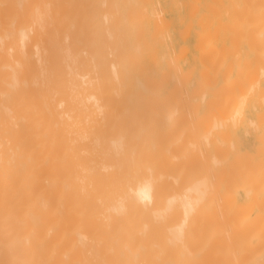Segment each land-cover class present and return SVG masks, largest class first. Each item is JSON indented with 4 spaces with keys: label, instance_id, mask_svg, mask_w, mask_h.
I'll use <instances>...</instances> for the list:
<instances>
[{
    "label": "bare ground",
    "instance_id": "6f19581e",
    "mask_svg": "<svg viewBox=\"0 0 264 264\" xmlns=\"http://www.w3.org/2000/svg\"><path fill=\"white\" fill-rule=\"evenodd\" d=\"M135 2L136 1H134V0H119V1L118 0H102V1L99 0V1H97L96 4H98L102 7V10H101L102 12L95 14L94 9H93V7H95L94 3H92V1H90V0H82V1L80 0L79 2H78V0H0V264H181L182 263L181 259L184 256L183 254L177 256L174 260L173 259L170 260L169 256H167L168 257V258L166 257L167 261H165L167 263H163L164 258H162V257L165 255V253L167 254V252H162V250L164 249V245L162 243H158L159 247L161 246L160 244L163 245L161 248H158L156 245H154L157 247V249H155V250L160 249V253L164 254L162 256H160V255L158 256L159 250L155 251L153 248V244L156 242H154L152 244V241H154L155 239H153L152 236L150 237L151 232L153 231L152 230V224H153V222L155 223V221H152V220H157L158 222H160V220H162V218H163V214H164V217L166 214H168L166 210H168L169 208H172L173 206H177L179 208L178 209L176 207L177 210H180V212L182 214V216L180 215V217L182 219H180L181 221L179 223L177 222L178 223L177 225L166 230L167 234L166 233L165 234L167 235V242H168V243L167 242L166 243L169 245L166 244L165 246H167V248H168V246L172 245V246H170V248L172 247V250H173V246H174V248L176 247L177 250L180 249L182 251L184 249L183 251H186L185 250L186 247H189V245H188L189 242L186 239V237L188 235L187 232L189 231V230L188 231L186 230V228H188L187 226L189 224L188 221L191 220L193 217L195 218L196 213L198 214L199 208L204 204V202L207 200L208 196H210V195L213 196L212 195L213 192L211 191L212 194L209 192V189L211 187L209 185L210 182L207 183L208 180L205 181V180L200 179V181H199V179H198V181L192 182V184L193 183L194 184L193 185L191 184L192 186H189L190 188L189 189L187 188L188 190H186L180 196H177V195L174 196V194L176 192L173 195H172L173 192L171 194L169 193L171 196H174V197L173 198L170 197L171 199L170 200L168 199L169 202L167 201V203H168L167 206H169V208L166 207L167 208L166 210H162V211H165L166 213H163L159 210L154 211V209H153V212H152V209L150 210V207H151L150 206V203H151L150 200H152L156 205H157V203H159V200H158V202H155L154 198L152 199V197L154 196L153 195L154 194V192H153L154 188H153V180L150 177L151 174H149V172L145 171L150 176L142 178V175H140L141 172H139L137 170L138 167L140 166V162L138 164V161L140 159H142V157L138 158L137 155H135L133 152L147 151L146 149L143 150L145 147H148L145 145L151 144V146H152V143L150 140H148V138H146V137H148V134L142 133V135H141V132H144V130L140 131L141 126H137L136 123H133L132 125L136 124L135 126H137V127L134 128V126H132L133 128L132 129L129 128V129L131 131L134 129L135 134L137 133V135H132V133H131V135L129 133L128 134L125 133L126 132L125 130L127 129V128H125V123L128 120H130V122H131L132 118H131L130 113L133 111H134L133 114L131 113L132 117H133V115H136L137 112H138L137 113L138 115H140V114L143 115L142 113L139 114L138 99H140V100H141V98H142V100H143V98H152L153 99L157 95L161 96L164 93L165 88L164 87L163 88L158 87L159 86V84H158V80H159L158 79V71H159L160 67H158V64H157V59H156L157 57L153 56V62L151 64H147L145 62L144 51L140 47V42L142 40H146L147 26H148V25L146 26V23H148L150 18L148 15H141L145 9L142 8L143 11L138 12V11H140L139 10L140 7H139V9H137ZM145 2L146 1H144V3ZM195 2H197V1H194V3ZM212 2L215 3L214 0ZM171 3H173V2L171 1ZM188 3H190V2H188ZM216 3H217L216 5L218 6V9L214 7L215 4H214V6H212L211 4H209V5L207 4L208 6L205 5V8L209 7L208 11L212 9L211 7H214L216 9V11H215V9L213 8L211 10V12L209 11L208 13H212L211 15H214V16L216 15L215 13H218V19H216L215 21L218 22V32H221L222 35L223 34L225 35L224 31L226 30V28L228 30V28L231 27V29H229L228 31H233L232 28L234 26L232 27V25L235 24V26H237L236 23H238V21L241 24V22L246 20V17H248V19L250 17L251 20H253L254 17H257L258 19H261V20H259L261 23H262V21H264V0H218ZM92 4H93V6H92ZM178 4H180V3H178ZM188 5H191V4H188ZM191 6H193V4ZM199 6L201 7V5H199ZM159 7H160V5H159ZM180 7H181V5L178 6L179 9H180ZM193 7L191 9H193ZM152 8H154V7H152ZM161 9H160V11H161ZM169 9H170V7H169ZM206 9H205V11H206ZM96 10H99V9L96 8L95 11ZM188 10H187L188 13L191 12L190 8H188ZM195 10L196 9H194V12H195ZM158 11H159V8H158ZM96 12H98V11H96ZM145 12H146V10H145ZM213 12H215V13L213 14ZM151 13H153V12H151ZM178 13H179V11H178ZM191 13H193V12H191ZM191 13H189V14L191 15ZM143 14H146V13L143 12ZM160 15H161V17H163L162 14H159L158 16L160 17ZM190 15H188V16L190 17ZM192 15H191V17H192ZM158 16H156V14H155V17L158 18ZM214 16H212V17H214ZM207 17H208V15H207ZM212 17H210V18L212 19ZM215 17H217V15ZM237 17H240V18L235 20V18H237ZM199 18H202V17H199ZM242 18H245V19L243 20ZM158 19L156 21L154 20L153 23L156 24V22H157V25H155V27L159 25L158 30H160L161 25L158 24V23H160L158 21ZM250 19L246 20L247 22H245V23H248L249 21H251ZM197 20L198 19H196V21ZM204 20H207V19H204ZM256 20H253V24L257 23L258 20L257 21ZM164 21H162V22L163 23L167 22V21L166 22H164ZM183 21H184V19H183ZM212 21H214V18ZM179 22H182V21L179 20ZM187 22L185 24L189 25L190 23L187 24ZM189 22H190V20H189ZM198 22H200V21L198 20ZM231 22H232V24H231ZM260 22L255 24V25H257L254 28L255 30H253L254 26L251 27V29L254 31V33L249 32V30L246 31V32H249L250 34H252L254 39L257 38L256 33L259 30L258 27L262 26V28H263L264 23L261 24ZM239 23H238V26H239ZM251 23H252V21H251ZM210 24H212V22ZM225 24H227V25L231 24V26L229 25L227 27ZM166 25L167 24L164 25L165 28H167ZM223 25H225L226 28H224ZM187 27L185 26L184 28L186 29ZM162 28H163V25H162ZM184 28H183V31L185 30ZM214 28H216V26L213 27V31H215ZM220 29L223 30V33H222V31H220ZM235 29L236 28H234V31H233V33L235 35H233L232 38L229 37V41H233L235 39L234 42L229 43L230 45L231 44L233 45L234 53H233L232 49H230V47H229V48L225 49V54L227 52L228 53L230 52L227 50V49H229L235 55V51L237 50V47H235V46L237 44H239L237 42V40L239 41V37H238L239 34L241 37L247 35V34L246 35L244 34L242 36V33L245 32L244 31L241 33V31H243L242 28H241L242 30L241 29L237 30L238 32H236ZM155 30H154L155 32H153L152 35H155V33L158 31L157 29H155ZM186 30L184 32L188 33V30L187 31ZM201 31H202V29H201ZM207 31L208 30H206V32ZM161 32H162V30L160 31V33ZM195 33H197V32H195ZM198 34L199 33H197V35ZM257 34H259V33H257ZM181 35H184V34H181ZM199 35H201V34H199ZM261 35H258V36L261 38ZM203 36L208 37L207 34H205ZM230 36H232V35H230ZM160 37L161 36H159V38ZM184 37H186V36H184ZM201 37H202V35H201ZM237 37H238V39H237ZM8 38H9V40H8ZM156 38H158V37H156ZM180 38H181V36H180ZM219 38H220V36H219ZM227 38L224 37V40ZM263 38H264V35H263ZM246 39H247L246 41L248 42V43H246L247 46L250 45V46L255 47L256 45L259 44L256 41V40H259L258 38L256 40H254V39L251 40L249 37L246 36ZM161 40H164V39L160 38L159 41H161ZM204 40L209 41V40H206L205 38H204ZM260 40H262V38ZM198 41H199L198 42L199 44L202 43V41L199 40V38H198ZM200 41H201V43H200ZM205 41H203V42L205 43ZM243 42H245V37H244ZM262 42H263V40H262ZM262 42H260V44H259L260 46L255 47V50L260 54H261V52H260L261 49L264 50V46H263L264 42L262 44L263 48H261ZM208 43L209 42H206L205 46L203 45L202 48H200V50L203 48H206L207 47L206 44H208ZM255 43H256V45H255ZM141 44H143V43L141 42ZM252 44H254V45H252ZM222 45L223 44H221V47H222ZM144 46H145V43H144ZM144 46H143V48H146ZM208 46H209V44H208ZM250 46H248V47H250ZM166 47H165V49H166ZM198 47H200V46H198ZM234 47H235V50H234ZM222 48H221V50H222ZM208 49H210V48H208ZM218 50L220 52H222L220 55H222L224 53V50L221 51L220 48ZM226 50H227V52H226ZM180 51L181 50L179 49V52ZM219 51H218V55H219ZM237 52H239L238 54H240L241 51L238 50ZM244 52H246V51H244ZM185 53H186V51H185ZM232 53H229V54L233 55ZM203 54H205V53L203 52ZM260 54H259V56H260ZM245 56H246V53H245ZM262 56H263V53H262ZM225 57H227V56H225ZM236 57H238V56H235V58ZM239 57H240V55H239ZM204 58H206L205 55H204ZM210 58L208 57V59H210ZM221 58L223 59L224 57L221 56ZM221 58H219V56H218V59H221ZM259 58L260 57H258V59H257L254 56L255 61L258 60L257 61L258 63L254 62V67L252 69L253 72H249V70H248L249 74L247 72H245L244 77L246 79H244L243 82H245L246 85L243 82L240 83V81L235 78L236 83L239 82V85L242 84L238 88H240L242 90L243 87H241V86H244V88L246 89L245 91H244V89L242 90L244 92L242 93L243 98H242V101L240 102L241 105H239L240 103L237 104L238 105L237 107H240V112L238 114L236 113L237 118H238L237 124H238L239 119L243 118L245 106L247 105L248 102L251 103V98L253 95H255V92L259 93L261 96L260 95H258V96H260L261 98L264 95L263 94L264 91L263 92L261 91L260 85L258 84V81H256L254 83V86L251 85V88L249 87L250 85L247 84V83H249L248 81L250 79L256 80V78H253V77L258 76L257 67H258V65L260 66L261 64L264 63V62L260 63V62H262L261 61L262 59L260 58L261 59L260 60ZM161 59L163 60L162 57H161ZM238 59H240V58H238ZM238 59H236V62ZM203 60H200V64L204 65V63H201V61H203ZM231 60H232V58H231ZM204 61H206V60H204ZM208 61L209 60H207L208 65L205 66L206 65L205 64L204 68H206L210 65V61L209 62ZM250 61L251 60H249L248 61L249 63H247L245 60H243L242 64H244V65H243L242 69L241 68L238 69V71H240L239 73L243 74V71H244L243 68H246L248 66L250 67ZM215 62H214V64H215ZM236 62L233 60H232V62H228V64H223L220 62V65H219V60H218V64H216V66L213 65V62H212L208 71H210L212 69V67L215 66L216 68L213 67V69L215 68V70L214 71H213V69L211 70V72L213 71L211 73L213 75L216 72L215 78L218 77V71L220 70L219 72H221V73L223 72V74H225L226 76H228L231 79L232 77L229 76V74H231L234 70L237 71L236 65L238 62L237 63ZM255 65H257V67ZM261 66H262V69H264V64ZM261 66H260V69H261ZM201 67H202V65H201ZM179 68H181V67H179ZM217 68H219L218 71H216ZM202 71L200 70V72H201L200 77L204 78L207 75L202 76V74L204 75L208 71L205 73H202ZM178 72L181 73V70ZM260 72H264V70H261ZM186 73L187 74H185V76L187 75V78H188L189 72L187 71ZM252 73H255V74H252ZM160 74H161L160 75L161 78L163 76V82H164V79L166 80L168 74L166 73L167 76L165 74L163 75L162 72ZM223 74L221 76H224ZM235 74H237L236 76H242L241 74L239 75L238 72H236ZM246 74H248L250 78L248 77V75L246 77ZM250 74H252L253 77L250 76ZM262 74H264V73H261V75H260L261 77H262ZM213 75H212V77H213ZM219 75H220V73H219ZM255 75H257V76H255ZM181 76L179 75L180 81H181ZM226 76H225V79H226ZM209 77L210 76H207V78L210 80ZM183 78H184V76H183ZM229 78H227V79H229ZM238 78H241V77H238ZM171 79H172L171 81L174 82L172 77H171ZM184 79L186 80V78H184ZM189 79H190V77H189ZM222 79H224V77ZM257 79L260 82L259 77ZM167 80H168V78H167ZM185 80L182 82L188 83V80H186L187 82H185ZM212 80H213V78H212ZM159 81H162V80H159ZM175 81H177V79ZM225 81H224V83H225ZM199 82L200 81H198L197 83H199ZM205 82H206V80H205ZM210 82H211V80H210ZM213 82H211L212 85H213ZM250 82H251V80H250ZM165 83H164V85H165ZM222 83H223V80H222ZM263 83H264V79H263ZM182 84H180V85H182ZM200 85L201 84H199V86ZM206 85H208V84L206 83ZM206 85H203V87L205 88ZM210 85H208V86H210ZM230 85L231 84H229L227 86H230ZM166 86H168V85H166ZM225 86H226V84L224 85V87ZM182 87H183V91H186V90H184L185 89L184 86H182ZM211 87L210 88L213 90V86H211ZM224 87H223V89H225ZM247 87H248V89H247ZM173 88L177 89L178 86L175 87V85H174ZM216 88H218V87H216ZM195 89H197V88H195ZM201 89H200V91H201ZM228 89H230V87ZM259 89H260V92L262 94L258 91ZM181 90L178 88V91L181 92ZM173 91L175 92V90H173ZM191 91L192 90H190V92ZM215 91H216V89H215ZM170 92H172V88H171ZM174 92H172L171 94H173ZM199 92H197V94ZM211 92L212 91H210V93ZM218 92H219V90H218ZM175 93H177V92H175ZM191 93H193V91ZM191 93H190V95H191ZM194 93H195V90H194ZM222 93H221V95H222ZM231 93H233V92H231ZM174 94H173V96H175ZM211 94H214V92ZM242 95L240 97H242ZM197 96H200V95H197ZM204 96H203V98H204ZM165 97H167V96H165ZM260 97L256 96V98L254 99L255 101L253 103L260 102V101L263 102L264 100H262V99L264 97L262 99ZM226 98H222V99H226ZM229 98H230V96H229ZM257 98H259L261 100L259 101ZM128 99H130V100H128ZM131 99H133V100H131ZM175 99H177V98H175ZM171 100H173V99H171ZM186 100L188 102L187 98H186ZM201 100H203L202 95H201ZM147 101H148V99H147ZM144 102H145V100H144ZM144 102H142V103H144ZM151 102H153V101H150V103ZM158 102H159V100H158ZM171 102L172 101H170V104L168 102V104H167L168 106H166V108L163 104H161V105H163V106H161V111H163L162 107L164 108V111L167 110V107L169 108V105H171ZM150 103H146V102L144 103L146 106V109L148 108L147 104H150ZM197 103H196V105H197ZM201 103H203V102L201 101ZM233 103H234V101H233ZM172 105H174V104H172ZM211 105H212V103H211ZM254 105L257 106L256 103ZM258 106H259V104H258ZM128 107H129V110H127V111H131V112L130 113L127 111L124 112V110H126ZM157 107H160V104H159V106H156V107L153 106L151 113H153L154 110H156V112H157ZM174 107L175 106H173V108ZM214 107H216V106L214 105ZM146 109H144V110H146ZM184 109H186V108H184ZM190 109H192V108H190ZM208 109H209V107H208ZM252 109H254V108L252 107ZM168 110H170V108ZM193 110H195V109L193 108ZM211 110L212 109H209L210 112H211ZM214 110H215V108H214ZM158 111H160V109ZM217 111H219V110H217ZM126 112H127V114H126ZM140 112H143V111H140ZM163 112H162V114H164ZM123 113L126 114L125 115L126 118L124 117ZM128 113H129V115H128ZM261 113H260V116L256 114V117L259 118V119H257L258 122L264 121V118H263L264 116L261 115ZM122 114H123V116H122ZM236 114L234 115V117H236ZM158 115H159V113H158ZM120 116H121V118H120ZM136 116H134V117H136ZM162 116H164V115H162ZM202 116H200V117L202 118ZM206 116L211 117L210 113H209V116L208 115H206ZM218 116H219V114H218ZM220 116H221V114H220ZM127 117L131 118V119H127ZM149 117H151V114L149 115ZM184 117H186V115L181 117L180 119H182ZM187 117L189 119V116H187ZM210 117H209V119H211ZM221 117H223V116H221ZM136 118L138 120L141 119L140 117H136ZM126 119H127V121H126ZM144 119H146V121H147V117ZM203 119H205V118H203ZM244 119H246V118H244ZM177 120L178 119H176L175 121H177ZM195 120H196V118H195ZM213 120H214V118H213ZM234 120H236V119L234 118ZM234 120H232V121L235 122ZM241 120H243V119H241ZM241 120H240V122H241ZM142 121H143V119H142ZM148 121H151V120H148ZM154 121H155V119H154ZM202 121H204V120H202ZM122 122H124V123H122ZM157 122H160V120ZM157 122L155 124H157ZM165 122H166V119H165ZM183 122H185V121H183ZM206 122L208 124L210 121H206ZM200 123H201V121H200ZM200 123H198V124H200ZM222 123H223V121H222ZM120 124L122 125L121 127H120ZM155 124L154 123L150 124L149 128H151V129H153V127L156 128ZM174 124H176V122ZM177 124H179V123H177ZM207 124H204V126ZM219 124L220 123L218 121V125H216V124L212 125V126H214L212 129L216 130L218 127L220 128L221 126H219ZM248 124L250 125L249 127H255V130L257 129L256 123L254 121L250 120ZM195 126H196V124H195ZM195 126L193 128H195ZM197 126H199V125H197ZM242 126H243V124H242ZM142 127H144V126H142ZM172 128L173 127H171V129ZM179 128H182V127L180 126ZM203 128L204 127H202V129ZM143 129H147V128L144 127ZM171 129H170V131H171ZM172 130H174V128ZM146 131H148V130H146ZM181 131H182V129L179 130V133L177 132L179 134L177 136H180ZM193 131H191V132L193 133ZM157 132L160 133V131H158V130H157ZM195 132L196 131H194V133ZM226 132H227V130H226ZM170 133H172V132H170ZM192 133H190V134H192ZM245 133H247V131H245ZM126 134H127V136H130L129 139H127L125 137ZM133 134H134V132H133ZM143 135H145V138H143ZM161 135L164 136L163 133H161ZM181 135H183V134H181ZM222 135H224L223 131H222ZM131 136H133V137L131 138ZM159 136L160 135H158V137ZM191 136H193V135H191ZM208 136L209 135H207V137ZM150 137H152V136H150ZM158 137H157V140H158ZM193 137H195V135ZM175 139H176V137L173 140H175ZM183 139H185V136L183 137ZM183 139H182V142H183ZM153 140H154V137H153ZM195 141H196V139H195ZM258 141H260V139ZM160 142H161V140L159 141V143ZM162 142H164V141H162ZM162 142H161V144H162ZM204 142H207V141L204 140ZM167 143H169V142H167ZM198 143H199V141H198ZM216 143H217V141H216ZM205 144L208 146L207 143H205ZM229 144L231 146V143H229ZM217 145H218V143H217ZM158 146H157V149H158ZM140 147H141V150H139ZM153 147H155V146H153ZM188 147H190V145ZM191 147H190V149H191ZM219 147L221 149V146H219ZM192 148H194V147H192ZM159 149H161V148L159 147ZM170 150H171V148H170ZM229 150H230V148H229ZM193 151H194V149L192 150V154L194 155ZM230 151H232V150H230ZM149 152H150V150L147 151L146 154L149 157L151 155L150 160H152L151 158L154 157L153 155L155 153L153 152V155H152V154H149ZM173 152H175V151H173ZM214 152L216 153L217 151H214ZM178 153H180V152H178ZM201 154L203 155V153H201ZM261 154H262V152H261ZM261 154H259V155H261ZM133 155H134V157H133ZM143 155H145V154H143ZM147 155H146V157H148ZM157 155H158V153H157ZM163 155H161V156H163ZM138 156H142V154L138 155ZM161 156H160V158H161ZM217 156H218V154H216V158H217ZM220 156H221V154H220ZM243 156H242V158H244ZM146 157L143 158L142 160L146 159ZM166 157L168 159V155H166ZM190 157H191V155H190ZM205 157L207 158V156H205ZM248 157H250V156H248ZM148 158H147V160H148ZM172 158L174 160V156ZM218 159H219V157H218ZM170 160L172 161V159H170ZM181 160H183V159H181ZM258 160H259L258 161L259 163H262L260 159H258ZM160 161L162 162V160H160ZM174 161L176 162V160H174ZM168 162H165V163H168ZM194 162H195V167H196V164H197L196 160ZM213 162L215 164V167H217L216 165H218L220 163L222 164V162L219 163V161L214 160V159H213ZM141 163L143 164L142 161H141ZM180 163L177 162V164H179V166H180ZM192 163H193V161H192ZM192 163L188 162L189 165ZM211 163H212V161H211ZM157 164H159V162ZM214 164H212L213 167H214ZM254 164L256 165V163H254ZM167 166H166V168H167ZM245 166H247V165H245ZM252 166L254 167L253 164H252ZM174 167L176 168L177 165ZM180 167H182V165ZM195 167H194V169L196 170ZM197 167H198V164H197ZM228 167H230V166L228 165ZM125 168H128V169H125ZM140 168L141 167H139V169ZM158 168L160 169V166H158ZM203 169H204V167H203ZM167 170H169V167L167 168ZM136 171H137V174H136ZM140 171H144L143 168H141ZM161 171H162V169H161ZM172 171H174V169ZM186 171L189 172L187 170V168H186ZM186 171H184V172H186ZM192 171L189 173L192 174ZM204 171H206V169ZM245 172H243V173H245ZM151 173H153V172H151ZM154 173L156 174L155 171H154ZM175 173H177V172H175ZM207 173H209V172H207ZM231 173H232V171H231ZM234 173H235V175L233 173L232 174L234 176H236L240 172L237 174H236V172H234ZM263 173H262L261 177L259 176V178H264ZM141 174H143V173H141ZM186 174H187L186 177L188 178L189 177L188 173H186ZM193 174L195 176V173H193ZM240 174H242V172ZM253 174H254V171H253ZM192 175H190L188 180H190ZM136 176H137V178H136ZM140 176L142 179L139 178ZM154 176H157V175H154ZM234 176H233V178H235ZM237 177H238V175H237ZM155 178H157V177H155ZM155 178H153V179L155 180ZM159 178L161 180L162 176L159 177V175H158L157 179H159ZM184 178H185V175H184ZM243 178H245V175ZM165 179H163V180H165ZM191 179H193V178H191ZM251 179H253V177ZM171 180L169 179V181H171ZM186 180L184 179V182ZM242 180L243 179H241L240 181H242ZM137 181H139V182H137ZM159 181L157 180V182H159ZM177 181H178V179H177ZM177 181H176V183H177ZM165 182L166 181H163V182L160 181V183H162V184ZM174 182H172V183L174 184ZM212 182L215 183L214 181H212ZM263 182H264V179H262L261 184ZM155 183H156V180H155ZM167 183H168V181H167ZM179 183H182V181H180ZM228 183H227V185H228ZM237 183H239V181ZM237 183H235L233 186H237L238 185ZM256 183L259 184V182H256ZM231 184H233V183H231ZM261 184L258 185V188L256 186V188H254L253 190L261 189L260 188ZM185 185H186V183H185ZM241 185H242V183H241ZM154 186H155V184H154ZM169 186H171V185H169ZM173 186H175V188L180 187V185L178 183H177V186H176V184ZM233 186H232V188H234ZM262 186H264V183L262 184ZM155 188H156V186H155ZM235 189H236V187H235ZM165 190H166V194H167L169 189L167 190V188H166ZM157 191H159V190H157ZM160 191H162V190H160ZM215 191H214V193H215ZM230 191L228 190V192H230ZM255 192H258V190ZM216 194H217V192H216ZM251 194H252V192H248L245 195L246 200H248L250 198ZM162 195H159V196L162 197ZM252 196H254V195L252 194ZM223 197H224V195H223ZM229 197H231V195ZM163 199H164V197H163ZM220 199H222V198H220ZM253 199H255V198H253ZM209 200H211V199H209ZM261 200H264V198H261ZM226 201H227V199H226ZM256 203H255V205H256ZM160 204L161 203H159L158 205H160ZM252 205L250 204V206H252ZM262 205L263 204L261 203V206ZM214 206L212 208H214ZM261 206H258V207H261ZM151 208H153V207H151ZM263 208H264V206L262 207V209ZM218 209H219V207H218ZM260 211L262 212L263 210H260ZM237 213H238V211H237ZM208 214H207V216H208ZM222 214H223L222 216H224V212ZM239 214H241V213H238L237 216ZM178 215H177V217H178ZM243 215L245 216V214L242 213V215H239V218H237V219H239V220L243 219V218H241V217H244ZM255 216L253 219L257 220V216L259 217L260 214L257 215L256 217ZM170 217H171V214H170L169 218H167V217L166 218L172 219L173 217H175V215H173L172 218H170ZM198 217H202V216H198ZM225 217H226V215H225ZM165 219H164V221L167 220V219L166 220ZM175 219H177V218H175ZM209 219H211V218H209ZM219 219H221V218H219ZM227 219H229V218H227ZM234 219H235V217H234ZM253 219H252V222L254 221ZM239 220H237V222H239ZM141 221L145 222L143 227H142V224H141V226H139ZM222 221H223V219H222ZM225 221H226V219H225ZM166 222L168 223L170 221H166ZM206 222H208V221H206ZM211 222H212V220H211ZM252 222H250V223H252ZM209 223H210V221H209ZM220 223H221V221H219V224ZM222 223H224V221ZM207 224L208 223H206V225ZM215 224H213V225L216 226ZM224 224H226V222ZM162 225H160V226H162ZM172 225H174V223ZM206 225H205V227H207V228H209L211 226V225H209V227H208V225L207 226ZM221 225L222 224H220V227H221ZM236 225H238V224H236ZM168 226H170V225H168ZM192 226H194V225H192ZM192 226H191V228H192ZM214 226H212L211 229H213ZM154 227H156V226H154ZM164 227L166 228V224L164 225ZM228 227H227V229H228ZM191 228H189V229H191ZM207 228H204L205 230H203L202 233L204 235L206 230H207L205 235L208 234L210 236L211 230H209L210 228L209 229H207ZM258 228H261V227H258ZM258 228H256V229H258ZM161 229H162V227H160V230ZM234 229L236 230L238 228L235 227ZM213 230H215V229H213ZM156 231H158V230H155V232ZM191 231H193V229ZM195 231H196V229H195ZM162 232H163V230H162ZM164 232H165V229H164ZM222 233H224V230ZM224 234L227 235L226 233H224ZM237 234H239V233H237ZM247 235L249 236V234H247ZM160 236H161V234H160ZM188 237H189V235H188ZM200 237H198V238H200ZM230 237H232V236H230ZM237 237H238V235H237ZM237 237L235 239L241 240L239 237L238 238ZM207 238H209V237H207ZM220 238L222 239V242L225 239H227V237L225 239H224V237L223 238L220 237ZM229 239L231 241L232 238H229ZM262 239H264V238H262ZM186 240H187V242H186ZM203 240H204V245H205L206 240L204 238H203ZM156 241H158V240L156 239ZM160 241H158V242H160ZM192 241L195 242V245H196V243H197L196 240L195 241L192 240ZM192 241H190V242H192ZM200 241H201V239H200ZM230 241H229L230 244L227 243L228 246L231 245L232 241L231 242ZM243 241H244V239H243ZM262 242H261V244H262ZM259 243L260 242H258L256 245L255 244L254 245L258 246ZM195 245H193V246L195 247ZM198 245H200V244H198ZM190 246H191V244H190ZM231 246L233 247V242H232ZM221 247L219 246V249ZM232 247H231V249H236L238 246L236 248L235 247L232 248ZM167 248H165V249H167ZM176 248H175V250H176ZM196 248H198V246ZM212 248H214V247L212 246ZM229 248H230V246H229ZM187 249H189L188 251H191L190 247ZM168 250L170 251L169 248L167 249V251ZM201 250H202V248H201ZM214 250L219 252L218 246L216 247V249L214 248ZM188 251L186 253H188ZM224 251H223L222 255H224ZM155 252H158L157 257L155 256ZM203 252H205V251L203 250ZM230 252H231V250H230ZM178 253L180 254V252H177V254ZM186 253H184V254H186ZM233 253H234V251H233ZM188 254H186L187 257H188ZM203 254L205 256V253H203ZM203 254L201 253V255H203ZM168 255H170V254H168ZM201 255H200V257H201ZM229 255H230V253H229ZM243 255L248 256L247 254H243ZM243 255L241 254L239 256H243ZM251 255H255V254L251 253ZM251 255L249 254V257ZM204 256L201 257L202 258L201 261H200V259H198V261H197V259H195L196 257H194L193 259L192 258H186V259H188V263L190 261H193L192 262L193 264H195L194 259L197 261V263L198 262L202 263V260L203 261H210L206 258V256L205 257ZM235 256H237V255H235ZM170 257H172V256H170ZM191 257H192V255H191ZM231 257H232V255H231ZM238 257H235V258H238ZM203 258H206V260H204ZM221 258H223V257H221ZM250 258L253 259L252 257H250ZM168 259L170 261H168ZM190 259H192V260H190ZM214 259H216V258L214 257ZM241 259H243V257H241ZM159 260H160V263H159ZM172 260H173V262H172ZM218 261H219V259H218ZM235 261H236L235 259H234V261L232 259L231 262L233 263ZM239 261H237V262L239 263ZM259 261H261V260H259ZM185 262H186V260H185ZM208 263L211 264L212 262L210 261ZM221 263H222V261H221Z\"/></svg>",
    "mask_w": 264,
    "mask_h": 264
},
{
    "label": "rangeland",
    "instance_id": "374dc122",
    "mask_svg": "<svg viewBox=\"0 0 264 264\" xmlns=\"http://www.w3.org/2000/svg\"><path fill=\"white\" fill-rule=\"evenodd\" d=\"M80 0H78V2H79ZM82 1V0H81ZM90 1H92V3H94V6L96 7V8H98L99 10H96V11H98V12H96L95 11V7H93V9H94V13L96 14H98L99 12L101 13L102 11V7L100 6V5H98V4H96L97 3V1H99V0H90ZM102 1V0H101ZM119 1V0H118ZM134 1H136L135 2V5H136V7H137V9H139V7H140V11H138V12H141V11H143L142 10V8L143 9H145L146 10V12H145V10L143 11L144 13H146V14H143V12H142V14L141 15H148L149 16V18H150V20L148 21V23H146V26H147V34H146V40H142L141 42L143 43V44H141V42H140V47H141V49L144 51V56H145V62L147 63V64H151L152 62H153V56L155 57H157L156 59H157V64H158V67H160L159 68V71H158V79L159 80H162V81H159L158 80V84H159V86L158 87H164L165 89H164V93L161 95V96H155V98L157 99H155V98H143V100H142V98H141V100L140 99H138V102H139V104H138V108H139V114L140 113H142L143 115H138L137 113H136V115H133V117L134 116H136V117H140L141 119H137L136 117H132V114H133V112H131V111H127V110H129V107L126 109V110H124V112L125 111H127V112H131L130 113V115H131V118H132V120H131V122H130V120H128L127 121V119H131V118H128L127 117V119H126V123H125V128H127L125 131V133H129L130 135H131V133H132V135H137V133L135 134V130L133 129L132 131L129 129V128H133L132 126H134V128L135 127H137V126H141L140 128V131L141 130H144V132H141V135H142V133L143 134H148V137H146V138H148V140H150L151 141V143H152V146H151V144H148V145H145V146H148V147H145L143 150H147V151H149L150 150V152H149V154H152L153 155V152L155 153L152 157L153 158H151L152 160H150V157H151V155H150V157L146 154V152L147 151H138V152H133L135 155H137V157L139 158H141L142 157V159L143 158H145L146 157V155L149 157H146V159H144V160H142V159H140L142 162H143V164L141 163V161L139 160L138 161V164H139V162H140V166L139 167H141V168H143V170L144 171H140V169H139V167H138V171L139 172H141V173H143V174H141L140 173V175H142V178L143 177H149L150 175L149 174H151V178H152V180H153V192H154V196L152 197V199L154 198V200H155V202H158V200H159V203H161L160 205L162 206H160V205H158L159 203H157V205L152 201V200H150L151 201V203H150V206L151 207H153V208H151L150 206V210L152 209V212H153V209H154V211H157V210H159V211H161V212H163V213H166L165 211H162V210H166L167 208L166 207H168L169 208V206H167L168 205V203H167V201L169 202V200L171 199V198H173L174 196H180V195H182L186 190H188L190 187L189 186H192L193 184H192V182H196V181H198V179H199V181H200V179L201 180H205V181H207V183L208 182H210V189H209V192L212 194V192H213V196H211L210 194V196H208V198H207V200L204 202V204L199 208V211H198V214L196 213V215H195V218L193 217L191 220H189L188 221V228H186V230L188 231L187 233H188V235H189V237H188V235H187V237H186V239L188 240V242H189V247H190V249H191V251H188L189 249H187V248H189V247H186V251H181L180 249H178L177 250V248H176V250H175V248H174V246H173V250H172V247L170 248V246H172V245H170V246H168V248L170 249V251L168 250L167 251V246H165L168 242H167V231L166 230H168L169 228H171V227H173V226H175V225H177L181 220L180 219H182L181 217H180V215L182 216V214H181V212H180V210H177V206H171L172 208H169L168 210H166L167 211V213L168 214H166L165 215V217H164V214H163V218H162V220H160V222H158L157 220H152V221H155V223L153 222V224H152V232H151V235H150V237L152 236L153 237V239H155L154 241H152V244L154 243V242H156V243H154L153 244V248H154V250L155 249H157V247L158 248H161L163 245H164V249L162 250V252H167V254L165 253V255L162 253H160V249H158V250H155V251H158V252H155V256L157 257V253H158V256L160 255V256H162V255H164L162 258H164L163 259V263H167V262H165V261H167V256H169V259L171 260V259H175L177 256H179V255H181V254H183L184 256H183V258L181 259V261H182V263L181 264H189L190 262V264H193L192 262L193 261H190V260H192L194 257H196L195 259H197V261H198V259H200V261H201V257H203L204 256V254L203 253H205V256H206V258L208 259V260H210L213 264H231L232 262V259H233V261H234V259L236 260L235 262H233L234 264H262L263 262H264V239H262V238H264V208L262 209V207L264 206V200H261V198H264V186H262V184L264 183H262L261 184V182H262V179H264V178H259V176L261 177L262 176V173L264 172V121H262V122H258L257 121V119H259V118H257L256 117V114L257 115H259L260 116V113L262 112H264V101L263 102H261L260 100L264 97V95L262 96V98L260 97L261 95L259 94V93H257V92H255V95H253L252 96V98H251V103H247V105L245 106V110H244V113H243V118H241V119H243V120H241V119H239V121H238V124H237V114L240 112V107H237L238 105V103H240L241 101H242V98H243V95H242V93L246 90L245 88H244V86H241V87H243V89H244V91H242L240 88H238L240 85H242V84H240L239 85V82L238 83H236L235 82V80L236 79H238L239 81H240V83L241 82H243V80L244 79H246L245 77H244V75H245V72H247L248 73V70H249V72H253V67H254V62H257V61H255V59H254V56L258 59V57H260L259 59L262 61V62H260V63H263L264 61V50H262L261 49V54L260 53H258L256 50H255V47L256 46H260L259 44H260V42H262V40H263V42H264V38H263V33H264V25H263V28H262V26H260V27H258V32L257 33H259V34H257L256 33V37L259 39V40H256L257 38H253V36H252V34H250L249 32H252V33H254V31L253 30H255L254 28H255V26H257V25H255V24H257L258 22H260L259 20H261V19H258L257 17H254V19L253 20H256L257 21V23H254L253 24V20H251L250 19V17H249V19L252 21V23H251V21H249L248 23H245V22H247L246 20H249L248 19V17H246V20L245 21H243V22H241V24L239 23V21H238V23H239V26H238V23H236V25L237 26H235V24H233L232 25V30L234 31V28H236L235 30H236V32H238L237 30H240L241 28L243 29V31H241V33L242 32H244V33H242V36L245 34H247L246 36L247 37H249L251 40H256L259 44L258 45H256V43H255V47H253V46H250V45H248V46H250V47H248L247 46V44L246 43H248L246 40V36H243V37H241L240 36V34H239V41L237 40V42L239 43V44H237L235 47H237V50L235 51V55L233 54L234 53V51H233V45L231 44H229L230 42H234V40L233 41H229V37H233V35H235L234 33H233V31H228L229 29H231V27L230 28H228V30H227V28H226V26L228 27L229 25L231 26V24H232V22H231V24H229V25H227V24H225V25H223L224 26V28H226V30L224 31V33H225V35L223 36L222 34H221V32H218V22L217 21H215L216 19H218V13H215V12H213V14L215 13L216 15H217V17H215L214 15H211L212 13H208L209 11L211 12V10L215 7V8H217L218 9V6L216 5L217 3V1L218 0H214L215 1V3L214 2H212L213 0H144V1H146L145 3H144V1L143 0H134ZM139 1V2H138ZM171 1L174 3H171ZM194 1H197V2H195L194 3ZM149 2V3H148ZM157 2V3H156ZM180 3V4H178V3ZM188 2H190V3H188ZM192 2V3H191ZM100 3V2H99ZM159 3V4H158ZM184 3V4H183ZM187 3V4H186ZM215 4V6H214V4ZM143 4V5H142ZM147 4V5H146ZM157 4V5H156ZM188 4H193V6H191V5H188ZM209 4H211L212 6H214V7H211L210 9L211 10H209L208 11V8L206 9L205 8V5L206 6H208ZM159 5H160V7H159ZM169 5V6H168ZM175 5V6H174ZM180 6L181 5V7H180V9L178 8V6ZM199 5H201V7L199 6ZM92 6H93V4H92ZM148 6V7H147ZM191 6V7H190ZM197 6V7H196ZM217 6V7H216ZM152 7H154V8H152ZM169 7H170V9H169ZM193 7V9H191ZM158 8H159V11H158ZM162 8V9H161ZM175 8V9H174ZM188 8H190V10H191V12H193V13H191V12H189V13H191V15H192V17H191V15L187 12V10H188ZM203 8V9H202ZM206 9V11H205V9ZM214 8V9H215ZM160 9H161V11H160ZM194 9H196L195 10V12H194ZM201 9V10H200ZM152 10V11H151ZM193 10V11H192ZM153 12V13H151V12ZM158 11V12H157ZM163 11V12H162ZM178 11H179V13H178ZM189 11V10H188ZM202 11V12H201ZM215 11H216V9H215ZM218 11V10H217ZM152 15H151V14ZM188 13V14H187ZM94 14V15H95ZM155 14H156V16H158L159 14H162L163 15V17H161V15H160V17L158 16V18L157 17H155ZM200 16H199V15ZM151 15V16H150ZM182 15V16H181ZM188 15H190V17L188 16ZM207 15H208V17H207ZM198 16V17H197ZM212 16H214V17H212ZM241 16V15H240ZM154 17V18H153ZM189 17V18H188ZM199 17H202V18H199ZM210 17H212V19L210 18ZM158 19V21L160 22V23H158V24H160L161 26H160V30H158L159 28V25L158 26H156L155 27V25H157V22H156V24H154L153 22H154V20L156 21L157 19ZM164 18V19H163ZM213 18H214V21H212L213 20ZM238 18H240V17H237V18H235V20L236 19H238ZM252 18V17H251ZM256 18V19H255ZM162 19V20H161ZM183 19H184V21H183ZM196 19H198L200 22H198V20L196 21ZM204 19H207V20H204ZM243 20L245 19V18H242ZM153 20V21H152ZM165 20V21H164ZM179 20H181L182 22H179ZM189 20H190V22H189ZM240 20V19H239ZM162 21H164V22H166V23H163ZM188 21V22H187ZM212 22V24H210L211 22ZM234 21V20H233ZM255 21V22H256ZM187 22V24H189V25H186L185 23ZM208 22V23H207ZM210 22V23H209ZM237 22V21H236ZM163 23V24H162ZM203 23V24H202ZM235 23V22H234ZM245 23V24H244ZM261 23V22H260ZM262 23H264V21H262ZM261 23V24H262ZM165 24H169L168 26L166 25V27L167 28H165ZM193 24V25H192ZM199 24V25H198ZM211 26H210V25ZM244 24V25H243ZM253 24V25H252ZM154 25V26H153ZM162 25H163V28H162ZM206 25V26H205ZM186 26H188L186 29L188 30V33L187 32H184L186 29L184 28V27ZM210 26V27H209ZM216 26V28H214V30L215 31H213V27H215ZM254 26V27H253ZM201 27V28H200ZM239 29H238V28ZM241 27V28H240ZM251 27H253V30L251 29ZM183 28L185 29L184 31H183ZM249 28V29H248ZM155 29H157L158 31L155 33V35H152L153 34V32H155L156 30ZM165 29V30H164ZM194 29V30H193ZM201 29H202V31H201ZM217 29V30H216ZM241 29V30H242ZM155 30V31H154ZM162 30V32L160 33V31ZM186 30V31H187ZM206 30H208L207 32H206ZM247 30H249V32H246ZM257 30V29H256ZM181 31V32H180ZM184 33H183V32ZM197 32V33H199V34H201L202 35V37H201V35H197V33H195V32ZM220 31H222V33H223V30H221L220 29ZM218 32V33H217ZM209 33V34H208ZM230 33V34H229ZM262 35H261V34ZM181 34H184V35H181ZM205 34H207V36L209 37H205V36H203V35H205ZM152 35V36H151ZM161 36L160 38H162V39H164V40H161V41H159L160 40V38H159V36ZM214 35V36H213ZM220 36V38H219V36ZM230 35H232V36H230ZM258 35H261V38H262V40H260L261 38L258 36ZM180 36H181V38H180ZM183 36V37H182ZM184 36H186V37H184ZM214 38H213V37ZM156 37H158V38H156ZM224 37L225 38H227V39H225L224 40ZM238 37H237V39H238ZM244 37H245V42H243V40H244ZM151 38V39H150ZM198 38H199V40H201L202 41V43H201V41H200V43L201 44H199L198 42ZM204 38L206 39V40H209V41H205L204 40ZM219 38V39H218ZM222 38V39H221ZM235 38V37H234ZM3 39V38H2ZM212 39V40H211ZM249 39V40H250ZM8 40H9V38H8ZM157 40V41H156ZM169 40V41H168ZM211 40V41H210ZM224 40V41H223ZM203 41H205V43L206 42H209L208 44H209V46H208V44H206V48H203V49H201L200 50V48H202V46L204 45L205 46V43L203 42ZM242 41V42H241ZM260 41V42H259ZM217 42V43H216ZM252 42V41H251ZM263 42L261 43V48H263L262 47V44H263ZM144 43H145V46H144ZM170 43V44H169ZM204 43V44H203ZM254 43V42H253ZM149 44V45H148ZM165 44V45H164ZM199 44V45H198ZM211 44V45H210ZM221 44H223L222 45V47H221ZM236 44V43H235ZM252 45H254V44H252ZM143 46L144 47H146V48H143ZM157 46V47H156ZM167 46V47H166ZM198 46H200V47H198ZM212 46V47H211ZM264 46V45H263ZM165 47H166V49H165ZM214 47V48H213ZM230 47V49H232V51H233V53L231 52V50H229V49H227L228 51H230L229 53H232L233 55H231V54H229L228 52H227V50H226V54H225V49L226 48H229ZM235 47H234V50H235ZM168 48V49H167ZM208 48H210V49H208ZM220 48V50H221V48H222V50H224V53L222 54V55H220L222 52H220L218 49ZM159 49V50H158ZM179 49L181 50L180 52H179ZM258 49V48H257ZM154 50V51H153ZM173 50V51H172ZM200 50V51H199ZM219 51V55H218V51ZM221 50V51H222ZM241 51L240 52V54H238L239 52H237V51ZM260 50V49H259ZM185 51H186V53H185ZM208 51V52H207ZM244 51H246V52H244ZM153 52V53H152ZM183 52V53H182ZM203 52L205 53V54H203ZM210 52V53H209ZM255 52V53H254ZM146 53V54H145ZM181 55H180V54ZM245 53H246V56H245ZM248 53V54H247ZM262 53H263V56H262ZM152 54V55H151ZM159 54V55H158ZM163 54V55H162ZM202 54V55H201ZM237 54V55H236ZM259 54H260V56H259ZM183 55V56H182ZM204 55H205V57L206 58H204ZM239 55H240V57H239ZM258 57H257V56ZM202 56V57H201ZM218 56H219V58H221V56L222 57H224L222 60L221 59H218ZM225 56H227V57H225ZM235 56H238V57H236L235 58ZM161 57L163 58V60L161 59ZM208 57L210 58V59H208ZM213 57V58H212ZM253 57V58H252ZM13 58V57H12ZM202 58V59H201ZM231 58H232V60L233 61H235L236 62V59H238V58H240V59H238L237 60V65H236V69H237V71H233L231 74H229V76H231L232 78L230 79L228 76H226L225 74H223V72L221 73V72H219L220 70H219V68H217V70L216 71H218V77L217 78H215V74H216V72L214 73V75L213 74H211L214 70H215V66H216V64H218V60H219V65H220V62L221 63H223V64H228V62H232V60H231ZM149 59V60H148ZM152 59V60H151ZM160 59V60H159ZM206 60V61H204V60ZM212 59V60H211ZM253 59V60H252ZM162 60V61H161ZM185 60V61H184ZM200 60H203V61H201V63H204V65L205 66H207L208 64H207V60H209L210 61V65L208 66V67H206V68H204V65L203 64H200ZM243 60H245L247 63H249L248 61L249 60H251L250 61V67L248 66V67H246V68H243V74L242 73H239L240 71H238V69H242V67H243V65L244 64H242V62H243ZM167 61V62H166ZM208 61V62H209ZM216 61V62H215ZM223 61V62H222ZM170 62V63H169ZM212 62H213V65H215V66H213V67H215L214 69H213V67H212V69H213V71L211 72V70L210 71H208L209 70V67L211 66V64H212ZM214 62H215V64H214ZM258 63V62H257ZM256 63V64H257ZM264 64V63H263ZM263 64H261V65H263ZM168 65V66H167ZM201 65H202V67H201ZM218 65V66H219ZM246 65V64H245ZM260 65V66H261ZM181 67V68H179V67ZM190 66V67H189ZM247 66V65H246ZM256 67H257V65H255ZM260 66L258 65V67H257V70L259 71H257V74H258V76L257 75H255V76H257V77H253V75L252 74H255V73H252V74H250V76H252L253 78H256V80L255 79H250L251 80V82H250V80L248 81L249 83H247V84H249L250 86V88H251V85L252 86H254V83L256 82V81H258V84L260 85V89H261V91L263 92L264 91V83H263V79H264V74H262V77L260 76L261 75V73H264V72H260L261 70H264V69H262V66H261V69H260ZM192 67V68H191ZM169 68V69H168ZM195 68V69H194ZM201 68V69H200ZM181 70V73L180 72H178V71H180ZM206 71H205V70ZM260 69V70H259ZM175 70V71H174ZM189 72V75H188V78H187V75L185 76V74H187L186 72L187 71ZM190 70V71H189ZM193 70V71H192ZM200 70L202 71V73H205V72H207V73H205L204 75L202 74V76H210L209 78H210V80H211V82H213V85L211 84V82H210V80L207 78V76L206 77H204V78H201L200 76H201V72H200ZM252 70V71H251ZM166 71V72H165ZM168 71V72H167ZM185 71V72H184ZM162 72V74L164 75H166V73L168 74V76H167V78H168V80H167V78H166V80L164 79V82H163V76H162V78H161V73ZM191 72V73H190ZM210 72V73H209ZM236 72H238V74L240 75H242V76H236L237 74H235ZM184 73V74H183ZM219 73H220V75H219ZM171 74V75H170ZM181 76V81H180V77H179V75ZM224 75V76H221V75ZM249 74V73H248ZM248 74H246V77H247V75ZM191 75V76H190ZM212 75H213V77H212ZM183 76H184V78H186V80H188V83H183L182 81H184L185 79L183 78ZM225 76H226V79H225ZM171 77L173 78V80H174V82L173 81H171L172 79H171ZM189 77H190V79H189ZM213 78V80H212V78ZM224 77V79H222ZM238 77H241V78H238ZM248 77H249V75H248ZM259 77V79H260V82H259V80L257 79ZM227 78H229V79H227ZM236 78V79H235ZM250 78V77H249ZM177 79V81H175ZM203 79V80H202ZM215 79V80H214ZM185 80V82H187ZM192 80V81H191ZM194 80V81H193ZM205 80H206V82H205ZM209 80V81H208ZM221 80V81H220ZM222 80H223V83H222ZM226 80V81H225ZM228 80V81H227ZM248 80V79H247ZM246 80V81H247ZM167 81V82H166ZM198 81H200L199 83H197ZM224 81H225V83H224ZM161 82V83H160ZM166 82V83H165ZM192 82V83H191ZM205 82V83H204ZM209 82V83H208ZM230 82V83H229ZM164 83H165V85H164ZM183 83V84H182ZM206 83L208 84V85H210V86H208V85H206ZM244 84H245V82H243ZM175 85V87L176 86H178V88L181 90V92L180 91H178V88L177 89H175V88H173L174 87V85ZM177 84V85H176ZM180 84H182V85H180ZM191 84V85H190ZM199 84H201L200 86H199ZM226 84V86L224 87V85ZM229 84H231L230 86H227V85H229ZM166 85H168V86H166ZM203 85H206L205 86V88L203 87ZM223 85V86H222ZM246 85V84H245ZM170 86V87H169ZM182 86H184V90H186V91H183V87ZM208 86V87H207ZM211 86H213V90L211 89L212 87ZM248 86V85H247ZM182 87V88H181ZM200 87V88H199ZM211 87V88H210ZM216 87H218V88H216ZM220 87V88H219ZM223 87L225 88V89H223ZM230 87V89H228ZM171 88H172V92H174L173 90H175V92H177V93H173L175 96H173V94H171L172 92H170V90H171ZM189 88V89H188ZM193 88V89H192ZM195 88H197V89H195ZM203 90H202V89ZM234 90H233V89ZM167 89V90H166ZM200 89H201V91H200ZM215 89H216V91H215ZM247 89H248V87H247ZM260 89L258 90L259 92H260ZM263 89V90H262ZM190 90H192L193 91V93H194V90H195V93L193 94V93H191L190 92ZM197 90V91H196ZM205 90V91H204ZM208 90V91H207ZM218 90H219V92H218ZM241 90V91H240ZM183 91V92H182ZM200 91V92H199ZM210 91H212L211 93H213L214 92V94H211L210 93ZM224 91V92H223ZM181 94H180V93ZM197 92H199L198 94H197ZM202 92V93H201ZM223 92V93H222ZM226 92V93H225ZM230 92V93H229ZM231 92H233V93H231ZM169 93V94H168ZM180 95H179V94ZM187 93V94H186ZM190 93H191V95H190ZM221 93H222V95H221ZM225 93V94H224ZM261 93V92H260ZM168 94V95H167ZM205 96H204V95ZM219 94V95H218ZM237 94V95H236ZM262 94V93H261ZM264 94V93H263ZM167 96V97H165V96ZM172 95V96H171ZM177 95V96H176ZM179 95V96H178ZM197 95H200V96H197ZM201 95H202V99L203 100H201ZM226 95V96H225ZM242 95V97H240ZM258 95H260V96H258ZM170 98H169V97ZM192 96V97H191ZM203 96H204V98H203ZM229 96H230V98H229ZM256 96L257 97H260L261 99H259V98H257L260 102H255L256 104H257V106L256 105H254L255 103H253L255 100V98H256ZM227 97V98H226ZM159 98V99H158ZM161 98V99H160ZM175 98H177V99H175ZM186 98L188 99V102H187V100H186ZM219 98V99H218ZM222 98H226V99H222ZM234 100H233V99ZM147 99H148V101H147ZM171 99H173V100H171ZM222 99V100H221ZM128 100H130V99H128ZM131 100H133V99H131ZM144 100H145V102L146 103H150V101H155L154 103L153 102H151L150 104H147V109H146V106H145V102H144ZM158 100H159V102H158ZM172 101L171 102V105H169V108H170V110H168L169 108L167 107V110H165L164 111V108L162 107V109H163V111H161V106H165V108H166V106H168L167 104H168V102H169V104H170V101ZM212 102H211V101ZM257 100V101H258ZM262 100H264V98L262 99ZM163 101V102H162ZM201 101L203 102V103H201ZM217 101V102H216ZM222 103H220V102ZM223 101V102H222ZM233 101H234V103H233ZM239 101V102H238ZM142 102H144V103H142ZM184 104H183V103ZM198 102V103H197ZM214 102V103H213ZM165 103V104H164ZM190 103V104H189ZM196 103H197V105H196ZM211 103H212V105H211ZM228 103V104H227ZM153 104V105H152ZM159 104H160V107H157V112H156V110H154V112L153 113H151V110H152V107L153 106H159ZM161 104H163V105H161ZM172 104H174V105H172ZM179 104V105H178ZM189 104V105H188ZM216 106V107H214V105ZM217 104V105H216ZM258 104H259V106H258ZM184 105V106H183ZM225 105V106H224ZM232 105V106H231ZM239 105H241V103L239 104ZM145 106V107H144ZM173 106H175L174 108H173ZM191 106V107H190ZM224 106V107H223ZM229 106V107H228ZM192 108V109H190V108ZM208 107H209V109H212L211 110V112L209 111V109H208ZM218 107V108H217ZM223 107V108H222ZM252 107L255 109H252ZM173 108V109H172ZM184 108H186V109H184ZM193 108L195 109V110H193ZM214 108H215V110H214ZM229 108V109H228ZM259 108V109H258ZM144 109H146V110H144ZM156 109V108H155ZM160 109V111H158ZM217 110H219V111H217ZM140 111H143V112H140ZM168 111V112H167ZM236 111V112H235ZM127 112H126V114H127ZM145 112V113H144ZM162 112L164 113V114H162ZM179 112V113H178ZM217 112V113H216ZM129 113H128V115H129ZM148 113V114H147ZM158 113H159V115H158ZM186 113V114H185ZM209 113H210V115H211V117L209 116ZM223 113V114H222ZM233 113V114H232ZM237 113V114H236ZM261 113V115H263L264 116V113L262 114ZM124 114V113H123ZM123 114H122V116H123ZM126 114H124V117L126 118ZM135 114V113H134ZM151 114V117H149V115ZM188 114V115H187ZM204 114V115H203ZM218 114H219V116H218ZM220 114H221V116H223V117H221L220 116ZM236 114V117H234V115ZM127 115V116H128ZM154 117H153V116ZM158 115V116H157ZM162 115H164V116H162ZM181 115V116H180ZM186 115V117H184V118H182V119H180L181 117H183V116H185ZM194 117H193V116ZM203 115V116H202ZM206 115H208L211 119H209V117H207ZM145 116V117H144ZM187 116H189V119H188V117ZM200 116H202V118L200 117ZM206 116V117H205ZM258 116V117H259ZM262 116V117H263ZM147 117V121H146V119H144V118H146ZM149 117V118H148ZM159 119H158V118ZM193 117V118H192ZM236 119V120H234V118ZM120 118H121V116H120ZM195 118H196V120H195ZM199 118V119H198ZM203 118H205V119H203ZM213 118H214V120H213ZM244 118H246V119H244ZM264 118V117H263ZM142 119H143V121H142ZM154 119H155V121H154ZM165 119H166V122H165ZM170 121H169V120ZM176 119H178L177 121H175ZM193 119V120H192ZM201 119V120H200ZM136 120V121H135ZM148 120H151V121H148ZM159 121L160 120V122H157V121ZM185 121V122H183V121ZM195 120V121H194ZM201 121V123H200V121ZM202 120H204V121H202ZM210 121L208 124H207V122L206 121ZM232 120H234L235 122H233ZM240 120H241V122H240ZM250 120H252V121H254L255 123H256V130H255V127H249L250 125L248 124L249 123V121ZM261 120V119H260ZM263 120V119H262ZM141 121V122H140ZM154 121V122H153ZM194 121V122H193ZM197 121V122H196ZM218 121H219V126H221L220 128L218 127L216 130H214V129H212L214 126H212V125H218ZM222 121H223V123H222ZM140 124H139V123ZM157 122V124H155ZM176 122V124H174ZM189 122V123H188ZM196 122V123H195ZM203 122V123H202ZM206 122V123H205ZM240 122V123H239ZM122 123H124V122H122ZM121 123V124H122ZM129 123V124H128ZM133 123H136L137 124V126H135V125H132ZM152 123H154L156 126V128H154L153 127V129H151V128H149L150 127V124H152ZM177 123H179V124H177ZM194 123V124H193ZM198 123H200V124H198ZM120 124V127L122 126ZM142 124V125H141ZM195 124H196V126H195ZM204 124H207V125H205L204 126ZM232 124V125H231ZM242 124H243V126H242ZM248 124V125H247ZM173 125V126H172ZM197 125H199V126H197ZM209 125V126H208ZM238 125V126H237ZM142 126H144L145 128H147V129H143L144 127H142ZM177 126V127H176ZM182 127V128H179V127ZM195 126V128H193ZM233 126V127H232ZM258 126V127H257ZM171 127H173L174 128V130H172L171 129ZM199 127V128H198ZM202 127H204L203 129H202ZM238 127V128H237ZM189 128V129H188ZM170 129H171V131H170ZM180 129H182V131H181V133H180V136H177V135H179L178 133H179V130ZM191 129V130H190ZM200 129V130H199ZM146 130H148V131H146ZM157 130L158 131H160V133H158L157 132ZM169 130V131H168ZM196 131L195 133H194V131ZM213 130V131H212ZM226 130H227V132H226ZM255 130V131H254ZM139 131V132H140ZM174 131V132H173ZM191 131H193V133L191 132ZM222 131H223V133H224V135H222ZM245 131H247V133H245ZM133 132H134V134H133ZM168 132V133H167ZM170 132H172V133H170ZM178 132V133H177ZM187 134H186V133ZM221 132V133H220ZM161 133H163L164 134V136L163 135H161ZM190 133H192V134H190ZM127 134L125 135V137L127 138V139H129L130 138V136H127ZM140 134V133H139ZM181 134H183V135H181ZM261 134V135H260ZM158 135H160L159 137H158ZM188 135V136H187ZM191 135H195V137H193V136H191ZM207 135H209L208 137H207ZM222 135V136H221ZM260 135V136H259ZM263 135V136H262ZM147 136V135H146ZM150 136H152V137H150ZM167 136V137H166ZM185 136V139H183V137ZM133 136H131V138H132ZM153 137H154V140H153ZM157 137H158V140L160 139L161 140V142L162 141H164V142H162V144H161V142L159 143V141L157 140ZM161 137V138H160ZM176 137V139L175 140H173L174 138ZM193 137V138H192ZM197 137V138H196ZM232 137V138H231ZM262 137V138H261ZM125 138V139H126ZM143 138H145V135H143ZM126 139V140H127ZM182 139H183V142H182ZM195 139H196V141H195ZM200 139V140H199ZM260 139V141H258ZM192 140V141H191ZM204 140L205 141H207V142H204ZM263 140V141H262ZM198 141H199V143H198ZM216 141H217V143H218V145H217V143H216ZM157 142V143H156ZM167 142H169V143H167ZM180 142V143H179ZM201 142V143H200ZM179 143V144H178ZM183 143V144H182ZM195 143V144H194ZM205 143H207L208 144V146L205 144ZM216 143V144H215ZM229 143H231V146H230V144ZM159 145V146H158ZM163 145V146H162ZM173 145V146H172ZM176 145V146H175ZM183 145V146H182ZM190 145V147L192 146V147H194V148H192L191 147V149H190V147H188ZM197 145V146H196ZM143 146V145H142ZM153 146H155V147H153ZM157 146H158V149H157ZM168 146V147H167ZM171 146V147H170ZM219 146H221V149H220V147ZM151 147V148H150ZM153 147V148H152ZM159 147L161 148V149H159ZM219 147V148H218ZM143 148V147H142ZM150 148V149H149ZM170 148H171V150H170ZM229 148H230V150H232V151H230L229 150ZM139 149V148H138ZM149 149V150H148ZM177 149V150H176ZM180 149V150H179ZM194 149V155L192 154V150ZM139 150H141V147H140V149ZM160 150V151H159ZM162 150V151H161ZM170 150V151H169ZM225 150V151H224ZM173 151H175V152H173ZM199 151V152H198ZM214 151H217L216 153L214 152ZM224 151V152H223ZM141 152V153H140ZM161 152V153H160ZM163 152V153H162ZM178 152H180V153H178ZM257 152V153H256ZM261 152H262V154H261ZM157 153H158V155H157ZM178 153V154H177ZM196 153V154H195ZM201 153H203V155L201 154ZM142 154V156H138V155H141ZM143 154H145V155H143ZM164 154V155H163ZM191 155V157H190V155ZM216 154H218V156H217V158H216ZM220 154H221V156H220ZM227 154V155H226ZM259 154H261V155H259ZM161 155H163V156H161ZM166 155H168V159H167V157H166ZM244 155V156H243ZM255 155V156H254ZM144 156V157H143ZM160 156H161V158H160ZM174 156V160H176V162L173 160V157ZM193 156V157H192ZM203 159H201L200 157ZM205 156H207V158L205 157ZM224 156V157H223ZM226 156V157H225ZM242 156L244 157V158H242ZM248 156H250V157H248ZM133 157H134V155H133ZM179 157V158H178ZM199 157V158H198ZM213 157V158H212ZM218 157H219V159H218ZM252 157V158H251ZM147 158H148V160H147ZM163 158V159H162ZM196 158V159H195ZM212 158V159H211ZM262 158V159H261ZM157 159V160H156ZM170 159H172V161L170 160ZM181 159H183V160H181ZM194 159V160H193ZM213 159L214 160H217V161H219V163L220 162H222V164L220 163V164H218V165H216L217 167H215V164H214V162H213ZM258 159H260L261 160V162L262 163H259L258 161ZM138 160V159H137ZM154 160V161H153ZM160 160H162V162L160 161ZM170 160V161H169ZM196 160V163L198 164V167H197V164H196V167H195V161ZM202 160V161H201ZM207 160V161H206ZM237 160V161H236ZM169 161V162H168ZM174 161V162H173ZM183 161V162H182ZM192 161H193V163H192ZM211 161H212V163H211ZM257 161V162H256ZM159 162V164H157V163ZM161 162V163H160ZM165 162H168V163H165ZM177 162L178 163H180V166L182 165V167H180L179 166V164H177ZM188 162L189 163H192V164H188ZM200 162V163H199ZM224 162V163H223ZM151 163V164H150ZM204 163V164H203ZM209 163V164H208ZM231 163V164H230ZM246 163V164H245ZM254 163H256V165L254 164ZM175 164V165H174ZM212 164H214V167H213V165ZM249 164V165H248ZM252 164L254 165V167L252 166ZM143 165V166H142ZM168 165V166H167ZM177 165V167L175 168L174 166H176ZM194 165V166H193ZM201 165V166H200ZM203 165V166H202ZM210 165V166H209ZM228 165L230 166V167H228ZM245 165H247V166H245ZM260 167H259V166ZM149 166V167H148ZM158 166H160V169L158 168ZM166 166H167V168L169 167V170H167V168H166ZM179 166V167H178ZM184 166V167H183ZM188 166V167H187ZM190 166V167H189ZM251 166V167H250ZM129 167V166H128ZM173 167V168H172ZM194 167L196 168V170L194 169ZM203 167H204V169H203ZM211 167V168H210ZM235 167V168H234ZM258 167V168H257ZM149 168V169H148ZM186 168H187V170L189 171V172H191L192 170V174L193 173H195V176H194V174L192 175L191 173H189V172H187L186 171ZM192 168V169H191ZM222 168V169H221ZM245 168V169H244ZM248 168V169H247ZM257 168V169H256ZM125 169H128V168H125ZM146 169V170H145ZM161 169H162V171H161ZM174 169V171H172ZM206 169V171H204ZM178 170V171H177ZM210 170V171H209ZM223 170V171H222ZM235 170V171H234ZM254 171V174H253V171ZM128 171V170H127ZM126 171V172H127ZM145 171H147V172H149V174H147V172H145ZM154 171L156 172V174L154 173ZM161 171V172H160ZM184 171H186V172H184ZM200 171V172H199ZM202 171V172H201ZM212 171V172H211ZM231 171H232V173L235 175V173L234 172H236V174L237 173H241L242 172V174H237L238 175V177H237V175L236 176H234L232 173H231ZM246 171V172H245ZM124 172V171H123ZM151 172H153V173H151ZM171 172V173H170ZM175 172H177V173H175ZM207 172H209V173H207ZM243 172H245V173H243ZM146 173V174H145ZM174 175H173V174ZM186 173H188V176L190 177V175H192V177L191 178H193V179H191L190 178V180H188V178L186 177L187 176V174ZM122 174V173H121ZM126 174V173H125ZM136 174H137V171H136ZM153 174V175H152ZM197 174V175H196ZM206 174V175H205ZM224 174V175H223ZM261 174V175H260ZM264 174V173H263ZM127 175V174H126ZM139 175V174H138ZM154 175H157V176H154ZM158 175H159V177H161L162 176V178H161V180H160V178L159 179H157L158 178ZM184 175H185V178H184ZM223 175V176H222ZM244 175H245V178H243L244 177ZM247 175V176H246ZM154 176V177H153ZM174 176V177H173ZM231 176V177H230ZM233 176L235 177V178H233ZM243 176V177H242ZM250 176V177H249ZM126 177V176H125ZM155 177H157V178H155ZM186 180L185 182H184V179ZM253 177V179H251ZM263 177H264V175H263ZM136 178H137V176H136ZM139 178H141V176L139 177ZM141 178V179H142ZM153 178H155V180H156V183H155V180L153 179ZM166 178V179H165ZM195 178V179H194ZM218 178V179H217ZM243 179L242 181H240L241 179ZM258 178V179H257ZM163 179H165V180H163ZM169 179L172 181V182H174V184L171 182V181H169ZM177 179H178V181H177ZM181 179V180H180ZM215 179V180H214ZM222 181H221V180ZM236 181H235V180ZM248 179V180H247ZM157 180L159 181H166L165 183H160V181L159 182H157ZM174 180V181H173ZM246 180V181H245ZM167 181H168V183H167ZM176 181H177V183L180 185V187L179 188H175V186H173V185H175L176 184V186H177V183H176ZM180 181H182V183L184 184H182V183H179ZM191 181V182H190ZM212 181H214L215 183H213ZM239 181V183H237ZM137 182H139V181H137ZM171 184H170V183ZM221 182V183H220ZM229 182V183H228ZM233 183V184H231V183ZM256 182H259V184H261V189H257L258 190V192H255V191H257V190H253L254 188H256V186H257V188H258V185L259 184H257ZM185 183H186V185H185ZM189 183V184H188ZM219 183V184H218ZM227 183H228V185H227ZM235 183H237L238 185L237 186H233ZM241 183H242V185H241ZM154 184H155V186H156V188H155V186H154ZM161 184V185H160ZM192 184V185H191ZM221 184V185H220ZM248 184V185H247ZM158 185V186H157ZM168 185V186H167ZM169 185H171V186H169ZM208 185V186H209ZM240 185V186H239ZM160 186V187H159ZM216 188H215V187ZM232 186L234 187V188H232ZM159 187V188H158ZM172 187V188H171ZM228 187V188H227ZM235 187H236V189H235ZM163 188V189H162ZM167 188V190H168V192H167V194H166V189ZM188 188V189H187ZM179 189V190H178ZM157 190H159V191H157ZM160 190H162V191H160ZM165 190V191H164ZM173 190V191H172ZM177 190V191H176ZM216 190V191H215ZM227 190V191H226ZM228 190L230 191V192H228ZM233 190V191H232ZM261 190V191H260ZM212 191V192H211ZM214 191H215V193H214ZM260 191V192H259ZM152 192V193H153ZM157 192V193H156ZM173 192V193H172ZM177 194H176V193ZM216 192H217V194H216ZM248 192H252V194L254 195V196H252V194H251V196H250V198L248 199V200H246V194L248 193ZM172 193V195L174 194V196H171L170 194ZM181 193V194H180ZM164 196H163V195ZM166 194V195H165ZM215 194V195H214ZM224 195V197H223V195ZM159 195H162V197L161 196H159ZM231 195V197H229ZM156 196V197H155ZM221 196V197H220ZM163 197H164V199H163ZM171 197V198H170ZM227 197V198H226ZM255 198V199H253V198ZM220 198H222V199H220ZM225 198V199H224ZM169 199V200H168ZM209 199H211V200H209ZM214 199V200H213ZM220 199V200H219ZM226 199H227V201H226ZM253 199V200H252ZM231 200V201H230ZM262 202H261V201ZM164 203H163V202ZM220 201V202H219ZM223 201V202H222ZM260 201V202H259ZM226 202V203H225ZM228 202V203H227ZM230 202V203H229ZM234 202V203H233ZM257 202V203H256ZM220 203V204H219ZM225 203V204H224ZM252 205V206H250V204ZM255 203H256V205H255ZM261 203L263 204L262 206H261ZM165 204V205H164ZM230 204V205H229ZM249 204V205H248ZM155 205V206H154ZM207 205V206H206ZM215 205V206H214ZM221 205V206H220ZM158 206V207H157ZM164 206V207H163ZM214 206V208H212ZM258 206H261V207H258ZM176 209H175V208ZM218 207H219V209H218ZM225 209H224V208ZM241 207V208H240ZM243 207V208H242ZM252 207V208H251ZM161 208V209H160ZM223 208V209H222ZM228 208V209H227ZM259 208V209H258ZM261 208V209H260ZM141 209V208H140ZM171 209V210H170ZM179 209V208H178ZM214 209V210H213ZM222 209V210H221ZM237 209V210H236ZM219 210V211H218ZM224 210V211H223ZM260 210H263L262 212L260 211ZM179 211V212H178ZM214 211V212H213ZM219 213H218V212ZM237 211H238V213H241V214H239V215H242V213L243 214H245V216L244 217H241V218H243V219H241V220H239V219H237V218H239V215L237 216ZM170 212V213H169ZM172 212V213H171ZM205 212V213H204ZM207 212V213H206ZM224 212V216H222L223 213ZM203 215H202V214ZM209 213V214H208ZM247 213V214H246ZM170 214H171V217L170 218H172L173 217V215H175V217H173L172 219H167V218H169V216H170ZM173 214V215H172ZM179 214V215H178ZM207 214H208V216H207ZM260 214V216L258 217L257 215H259ZM169 215V216H168ZM177 215H178V217H177ZM202 216V217H198V216ZM206 215V216H205ZM221 217H220V216ZM225 215H226V217H225ZM232 215V216H231ZM257 216V220L256 219H253L254 218V216ZM262 215V216H261ZM255 216V217H256ZM167 217V218H166ZM198 217V218H197ZM213 217V218H212ZM224 217V218H223ZM234 217H235V219H234ZM262 219H261V218ZM167 220H166V219ZM175 218H177V219H175ZM209 218H211V219H209ZM219 218H221V219H219ZM227 218H229V219H227ZM164 219L166 220V221H170V222H166V221H164ZM205 219V220H204ZM208 219V220H207ZM222 219H223V221H224V223L226 222V224H224V223H222L223 221H222ZM225 219H226V221H225ZM252 219L254 220L253 222H252ZM260 219V220H259ZM172 220V221H171ZM198 220V221H197ZM211 220H212V222H211ZM214 220V221H213ZM237 220H239V222H237ZM251 220V221H250ZM157 221V222H156ZM162 221V222H161ZM206 221H208V222H206ZM209 221H210V223H209ZM219 221H221V223L220 224H222L221 225V227H220V224H219ZM248 221V222H247ZM252 222V223H250V222ZM262 221V222H261ZM178 222V223H177ZM258 222V223H257ZM144 221H141V223H140V225L139 226H141V224H142V227H143V225H144ZM174 223V225H172ZM201 223V224H200ZM205 223V224H204ZM206 223H208L207 225H208V227H209V225H211L209 228H207V227H205V225H206ZM216 223V224H215ZM257 223V224H256ZM156 224V225H155ZM163 224V225H162ZM166 224V228L164 227V225ZM170 225V226H168V225ZM191 224V225H190ZM213 224H215L216 226H214ZM219 224V225H218ZM236 224H238V225H236ZM259 224V225H258ZM156 226V227H154V226ZM160 225H162V226H160ZM192 225H194V226H192ZM196 225V226H195ZM206 225V226H207ZM236 225V226H235ZM248 225V226H247ZM191 226H192V228H191ZM212 226H214L213 227V229H215V230H213V229H211L212 228ZM229 226V227H228ZM234 226V227H233ZM246 226V227H245ZM254 226V227H253ZM256 226V227H255ZM141 227V228H142ZM160 227H162V229L160 230ZM164 227V228H163ZM227 227H228V229H227ZM238 228V229H234V228ZM258 227H261V228H258ZM157 228V229H156ZM189 228H191V229H189ZM204 228H207V229H209V230H211V234H210V236L208 235H205L206 234V232H207V230H206V232H205V234L203 235V230H205ZM231 228V229H230ZM252 228V229H251ZM256 228H258V229H256ZM164 229H165V232H164ZM193 229V231H191ZM195 229H196V231H195ZM200 229V230H199ZM220 229V230H219ZM233 229V230H232ZM256 229V230H255ZM155 230H158V231H156L155 232ZM162 230H163V232H162ZM223 230H224V233H226L227 235H225L224 233H222L223 232ZM232 232H231V231ZM259 230V231H258ZM229 231V232H228ZM238 231V232H237ZM242 231V232H241ZM192 232V233H191ZM209 232V231H208ZM250 232V233H249ZM254 232V233H253ZM154 233V234H153ZM166 233V234H165ZM210 233V232H209ZM237 233H239V234H237ZM252 233V234H251ZM257 233V234H256ZM160 234H161V236H160ZM238 235V237L241 239V240H239V239H235L236 237H237V235ZM241 234V235H240ZM246 234V235H245ZM247 234H249V236L247 235ZM157 235V236H156ZM202 235V236H201ZM240 235V236H239ZM261 235V236H260ZM165 236V237H164ZM201 236V237H200ZM204 236V237H203ZM206 236V237H205ZM230 236H232V237H230ZM243 236V237H242ZM248 236V237H247ZM198 237H200V238H198ZM207 237H209V238H207ZM220 237H224V239L227 237V239H225L223 242H222V239L220 238ZM237 237V238H238ZM189 238V239H188ZM194 238V239H193ZM203 238L206 240V243H205V245H204V240H203ZM207 238V239H206ZM229 238H232L231 239V241L233 242V247H237L236 249H231V245H232V242L230 241V239ZM152 239V240H153ZM156 239L158 240V241H160V242H158V241H156ZM163 239V240H162ZM196 240V245H195V242H193L192 240ZM200 239H201V241H200ZM215 239V240H214ZM221 239V240H220ZM243 239H244V241H243ZM187 240H186V242H187ZM192 241V242H190V241ZM203 240V241H202ZM227 240V241H226ZM235 240V241H234ZM239 240V241H238ZM258 240V241H257ZM215 243H214V242ZM226 241V242H225ZM229 241L231 242V245H229L230 246V248H229V246H228V244H230L229 243ZM263 241V242H262ZM165 242V243H164ZM167 242V243H166ZM217 242V243H216ZM237 244H236V243ZM240 242V243H239ZM258 242H260L259 244H258V246H255ZM261 242H262V244H261ZM158 243H162V244H160L161 246L159 247V245H158ZM228 243V244H227ZM190 244H191V246H190ZM198 244H200V245H198ZM209 244V245H208ZM213 244V245H212ZM217 244V245H216ZM224 244V245H223ZM255 244V245H254ZM154 245H156V246H154ZM167 245H169V244H167ZM186 245V244H185ZM193 245H195V247L193 246ZM262 247H261V246ZM198 246V248H196ZM212 246L216 249V247L218 246V251L220 252H217V251H215L214 250V248H212ZM219 246L221 247L220 249H219ZM250 246V247H249ZM156 247V248H155ZM192 247V248H191ZM202 248V250H201V248ZM232 247V248H233ZM243 247V248H242ZM253 247V248H252ZM165 248H167V249H165ZM194 248V249H193ZM224 248V249H223ZM252 248V249H251ZM255 248V249H254ZM259 248V249H258ZM263 248V249H262ZM193 249V250H192ZM173 252H172V251ZM197 250V251H196ZM203 250L205 251V252H203ZM207 250V251H206ZM225 250V251H224ZM230 250H231V252H230ZM234 251V253H233V251ZM188 251V253H186ZM195 251V252H194ZM213 251V252H212ZM223 251H224V255H222L223 254ZM250 251V252H249ZM253 251V252H252ZM256 251V252H255ZM259 251V252H258ZM177 252H180V254L178 253L177 254ZM209 252V253H208ZM216 252V253H215ZM222 252V253H221ZM227 252V253H226ZM258 252V253H257ZM175 253V254H174ZM184 253H186V254H188V257H187V255L186 254H184ZM201 253L203 254V255H201ZM229 253H230V255H229ZM233 253V254H232ZM251 253L252 254H255V255H251ZM257 253V254H256ZM168 254H170V255H168ZM211 254V255H210ZM218 254V255H217ZM227 254V255H226ZM243 255V254H247L248 256H239V255ZM249 254L251 255L250 257H252L253 259H251L250 257H249ZM186 255V256H185ZM191 255H192V257H191ZM200 255H201V257H200ZM215 255V256H214ZM217 255V256H216ZM231 255H232V257H231ZM235 255H237V256H235ZM170 256H172V257H170ZM204 256V257H205ZM211 256V257H210ZM225 256V257H224ZM240 258H239V257ZM255 256V257H254ZM262 256V257H261ZM167 257V258H166ZM174 257V258H173ZM199 257V258H198ZM210 259H209V258ZM214 257L216 258V259H214ZM221 257H223V258H221ZM235 257H238V258H235ZM241 257H243V259H241ZM249 257V258H248ZM161 258V259H162ZM186 258H192V259H190L189 261V263H188V259H186ZM206 258H203L204 260H206ZM245 258V259H244ZM168 259V261H170ZM194 259V262H195V264H210V263H208V262H210V261H203L202 260V263L201 262H198L197 263V261ZM218 259H219V261H218ZM231 259V260H230ZM173 260H172V262H173ZM185 260H186V262H185ZM240 260V261H239ZM259 260H261V261H259ZM221 261H222V263H221ZM237 261H239V263L237 262ZM218 262V263H217ZM237 262V263H236ZM159 263H160V260H159ZM211 263V264H212ZM232 263V264H233ZM264 264V263H263Z\"/></svg>",
    "mask_w": 264,
    "mask_h": 264
}]
</instances>
